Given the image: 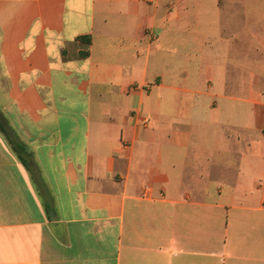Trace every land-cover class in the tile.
<instances>
[{
	"label": "crops",
	"instance_id": "0c3cea01",
	"mask_svg": "<svg viewBox=\"0 0 264 264\" xmlns=\"http://www.w3.org/2000/svg\"><path fill=\"white\" fill-rule=\"evenodd\" d=\"M0 108V264H264V0H0Z\"/></svg>",
	"mask_w": 264,
	"mask_h": 264
},
{
	"label": "rangeland",
	"instance_id": "374dc122",
	"mask_svg": "<svg viewBox=\"0 0 264 264\" xmlns=\"http://www.w3.org/2000/svg\"><path fill=\"white\" fill-rule=\"evenodd\" d=\"M195 23H207V18L206 16H200L198 18V16H196V20L194 21ZM154 37H158V34L155 33ZM182 33L181 32H176V39H175V47L178 50V53L176 52V54L172 57L171 55H168L166 52H162L159 53L158 55V59H159V63L157 65V69L156 72H163L164 74H166V76L171 73H173L174 75H176L177 77L180 76V73L185 69L187 70H192L193 72L198 73H202L205 69V66L207 65V62L211 57H203L202 55H200L199 53L198 56L196 58H194L191 63L188 62L186 60V58H184V46L182 44ZM154 40V39H153ZM82 43H85L84 40H80ZM204 46V52H206L207 54L211 52V49L209 48L208 44L203 45ZM192 48V47H191ZM165 49H167L165 47ZM215 50V48H213ZM85 49L81 50V52H84ZM213 51V50H212ZM227 66L229 67L230 72L233 71V64H227ZM187 67V68H186ZM155 70V69H154ZM199 74V73H198ZM199 77V75H198ZM197 81V79H195ZM162 80L160 78L155 80V84L161 83ZM151 85V84H150ZM149 86V85H148ZM147 88V87H146ZM0 124L3 128V132L5 133V135L8 137V139L10 140V142L14 145V148L16 149V151L19 153V155H21V151H22V146L20 144V142L17 140V138L14 136V134L11 132V130L9 129L7 123H6V119L4 116V113L2 111V109L0 108ZM22 157V156H21Z\"/></svg>",
	"mask_w": 264,
	"mask_h": 264
},
{
	"label": "trees",
	"instance_id": "16d2710c",
	"mask_svg": "<svg viewBox=\"0 0 264 264\" xmlns=\"http://www.w3.org/2000/svg\"><path fill=\"white\" fill-rule=\"evenodd\" d=\"M79 40H84L86 45H89L91 43V37L89 35L87 36H80ZM88 54V51L85 50L84 52H81L80 55L81 56H86ZM0 128L3 130L1 124H0Z\"/></svg>",
	"mask_w": 264,
	"mask_h": 264
}]
</instances>
